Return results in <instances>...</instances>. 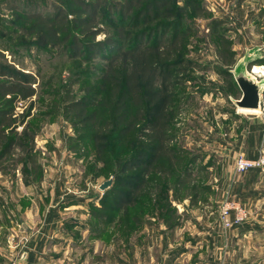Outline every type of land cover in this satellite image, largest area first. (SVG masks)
Returning <instances> with one entry per match:
<instances>
[{
	"label": "rangeland",
	"instance_id": "rangeland-1",
	"mask_svg": "<svg viewBox=\"0 0 264 264\" xmlns=\"http://www.w3.org/2000/svg\"><path fill=\"white\" fill-rule=\"evenodd\" d=\"M195 1L204 14L183 15L187 36L182 56L188 64L157 82L162 100L156 113H174L172 143L187 157H196L193 177L201 196L198 203L176 197L169 180L166 192L179 218L175 224H166L161 215L165 208L155 196L135 204L139 189H144L139 185L143 166L125 173L131 187L126 188L124 181L118 183L116 211L111 206L102 209L107 217L99 221L92 215V208H101L108 198L100 185L111 177L112 184L118 179L104 160L108 156L103 142L77 140L74 114H64L73 99L102 96L112 71L127 69L133 53L123 51L110 62L83 61L58 54L39 40H25L13 31L10 35L8 31L14 28L3 18L18 21L20 16L0 0V39L11 47L7 56L33 76L37 88L36 95L16 102L17 112L26 115L18 129L19 148L23 155L37 154L43 168L41 181L24 180L31 173L29 163L26 170L20 162L17 169L0 171V222L3 233L14 238L12 242L22 232L53 233V221L59 217L63 219L60 228L68 234L66 260L59 264H264V171L254 168L241 173L236 169L238 155L252 158L239 148L240 137L256 115L263 116L264 123V91L258 112L240 110L235 100L242 92L230 90L224 75L226 70L235 75L241 69L264 84V75L253 72L254 65L264 66V0ZM174 2L183 7L188 4L187 0ZM215 22L219 23L216 28ZM219 34L231 42L236 61L232 66L224 65L217 53ZM137 135L131 134L132 138ZM263 147L264 143L260 152ZM227 201L246 209L243 222H224L221 213ZM74 202L78 203L64 209ZM230 212L233 222L235 210ZM134 216L139 221L130 219Z\"/></svg>",
	"mask_w": 264,
	"mask_h": 264
},
{
	"label": "trees",
	"instance_id": "trees-1",
	"mask_svg": "<svg viewBox=\"0 0 264 264\" xmlns=\"http://www.w3.org/2000/svg\"><path fill=\"white\" fill-rule=\"evenodd\" d=\"M2 2L20 16L18 21L3 18L14 28L8 31L10 35L13 31L15 36L25 40H39L58 54L83 61L110 62L123 51L133 53L127 69L112 71L114 75L108 79V88L102 96L73 99L66 104L64 114L66 117L74 114L73 124L79 133L77 140L103 142L101 147L107 150L105 155L108 156L104 160L112 166V174L118 179L104 191L108 198L104 199L103 206L92 208V215L98 221L107 217L102 209L111 206L116 211L117 195L121 191L118 183L124 181L126 188L132 186L125 180V173L143 166L139 185L144 189H139L135 204L141 198L155 196L159 206L165 208L161 211L164 222L175 224L179 213L166 192L168 181L173 182L176 197L190 198L192 203H198L201 190L193 177L196 157H187L182 148L172 143L174 113L167 110L156 113L162 100L157 82L172 70L188 64L182 56L187 36L183 31V15L189 12L204 14L200 2L187 0L185 7L178 6L174 0ZM178 8L179 13L176 12ZM215 23L216 28L219 23ZM101 24L113 31H104ZM1 32L8 33L6 29ZM102 33L104 36L99 38ZM217 38L220 60L226 66L234 65L231 42L222 34ZM10 48L0 39V171L7 173L17 169L20 162L26 170L29 163L31 173H27L24 180L41 181L43 168L38 155H23L20 151L18 129L24 125L26 115L16 109L17 100L36 95L37 88L33 76L24 73L8 58L6 51ZM224 75L228 78L229 89L239 92L233 72L226 70ZM136 132L138 135L132 138L131 134ZM139 218L130 219L136 222Z\"/></svg>",
	"mask_w": 264,
	"mask_h": 264
},
{
	"label": "crops",
	"instance_id": "crops-1",
	"mask_svg": "<svg viewBox=\"0 0 264 264\" xmlns=\"http://www.w3.org/2000/svg\"><path fill=\"white\" fill-rule=\"evenodd\" d=\"M254 117L248 123V131L240 137L241 149H244L248 156L255 158L259 155L264 143V123L263 116ZM78 202L64 205V209L75 206ZM62 207V206H60ZM54 208V207H53ZM59 212V210H58ZM27 216L29 213L25 212ZM55 213V210L52 214ZM59 214V213H58ZM57 216V215H56ZM63 219L55 218L53 223L56 230L51 234L47 233H20L21 236L15 242L9 233H3V224L0 222V264H9L18 257L24 258L28 264H59L66 260L64 251L66 250L67 236L59 224ZM55 245H61L57 249Z\"/></svg>",
	"mask_w": 264,
	"mask_h": 264
},
{
	"label": "water",
	"instance_id": "water-1",
	"mask_svg": "<svg viewBox=\"0 0 264 264\" xmlns=\"http://www.w3.org/2000/svg\"><path fill=\"white\" fill-rule=\"evenodd\" d=\"M234 77L242 92L241 98L235 100L237 107L247 110H260L264 84L251 76L248 72L241 69L234 75ZM112 182V177L105 180L100 185V189H108L112 185Z\"/></svg>",
	"mask_w": 264,
	"mask_h": 264
},
{
	"label": "built area",
	"instance_id": "built-area-1",
	"mask_svg": "<svg viewBox=\"0 0 264 264\" xmlns=\"http://www.w3.org/2000/svg\"><path fill=\"white\" fill-rule=\"evenodd\" d=\"M260 169L264 171V147L261 150L260 154L256 158H248L243 154H240L236 157V169L237 171L244 173L250 169ZM235 210V220L231 222L230 214L231 210ZM222 217L226 224L233 225V223H241L243 222L248 213L245 208L241 207L235 201H227L222 209ZM10 264H28L24 258L18 257L13 260Z\"/></svg>",
	"mask_w": 264,
	"mask_h": 264
},
{
	"label": "bare ground",
	"instance_id": "bare-ground-1",
	"mask_svg": "<svg viewBox=\"0 0 264 264\" xmlns=\"http://www.w3.org/2000/svg\"><path fill=\"white\" fill-rule=\"evenodd\" d=\"M253 72L254 73H261L262 75H264V66L254 65ZM240 110H243V111H251V112H258L259 111V110H247V109H240Z\"/></svg>",
	"mask_w": 264,
	"mask_h": 264
}]
</instances>
